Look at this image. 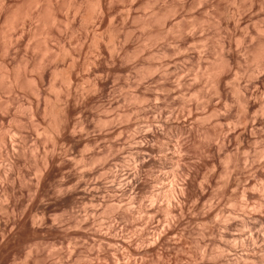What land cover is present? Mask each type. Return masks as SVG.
Here are the masks:
<instances>
[{"label":"rangeland","instance_id":"obj_1","mask_svg":"<svg viewBox=\"0 0 264 264\" xmlns=\"http://www.w3.org/2000/svg\"><path fill=\"white\" fill-rule=\"evenodd\" d=\"M263 209L264 0H0V264H253Z\"/></svg>","mask_w":264,"mask_h":264},{"label":"bare ground","instance_id":"obj_2","mask_svg":"<svg viewBox=\"0 0 264 264\" xmlns=\"http://www.w3.org/2000/svg\"><path fill=\"white\" fill-rule=\"evenodd\" d=\"M183 170H184V169H183ZM186 171H187V170H186ZM185 176H187V175H185ZM239 183H240V182H238V184H239ZM248 184H249V183H248ZM254 184H255V183H254ZM254 184H253V185H254ZM236 186H237V185H236ZM256 186H257V185H256ZM262 186H263V185H262ZM181 187H182V186L180 185V188H181ZM232 187H233V186H232ZM246 187H247V186H246ZM246 187L244 186V188H246ZM252 187H253V186H252ZM180 188H179V189H180ZM181 189H182V188H181ZM232 189H233V188H232ZM248 189H249V188H248ZM248 189H247V190H248ZM243 191H244V190H243ZM245 191H246V190H245ZM172 192H173V193H171V192H170V193L174 195L175 192H174L173 190H172ZM177 193H178V192H177ZM175 194H176V193H175ZM180 194H181V193H180ZM170 197H171V196H170ZM170 197H169V198H170ZM172 198H173V196H172ZM229 202H230V201H229ZM174 203H175V202H174ZM231 203H233V202H231ZM231 203H230V204H231ZM243 203H244V202H243ZM240 204H241V203H240ZM245 204H246V203H245ZM260 204H261V202H260ZM231 205L234 206V204H231ZM242 205H244V204H242ZM242 205H240V207H241ZM261 205H263V204H261ZM237 206H238V203H237ZM257 206H258V205H257ZM262 207H263V206H262ZM242 208H244V206L241 207V209H242ZM246 208H247V206H245V209H246ZM220 209H221V208H220ZM228 209H229V207H228ZM232 209H233V208H232ZM232 209H231V210H232ZM234 209H236V208H234ZM245 209H244V210L242 209V210L245 211ZM250 209L253 210V208H250ZM259 209H260V207H259ZM261 209H262V208H261ZM224 210H225V209H224ZM263 210H264V209H263ZM221 211H222V210H221ZM233 211H236V210H233ZM243 211H242V212H243ZM256 211H257V207H256ZM258 211H260V210H258ZM218 212H219V211H218ZM218 212H217V213H218ZM252 212H253V211H252ZM254 212H255V211H254ZM261 212H262V211H261ZM217 213H216V214H217ZM224 213H226V212H224ZM230 213H231V212H230ZM230 213H229V215H230ZM233 213H234V212H233ZM235 213H236V212H235ZM257 213H258V212H257ZM175 214H176V213H175ZM175 214H174V215H175ZM217 215H218V214H217ZM217 215H215L216 219H218L219 216H220V219L223 218L224 221H225L226 219H228V218H226V217L229 216V215H226V217H225V215H224L223 213L220 214V215H218V217H217ZM262 215H263V214H262ZM231 216H232V215H231ZM216 219H215V220H216ZM220 219H219V220H220ZM229 219H230V218H229ZM248 219H249V218H248ZM250 219H251V216H250ZM252 219H253V218H252ZM258 219H259V218H258ZM246 220H247V219L245 218V221H246ZM216 221H217V220H216ZM251 221H252V220H251ZM259 221H260V219H259ZM259 221H257V218H256V220H253V223H251V222H250V223H251L252 227H255L257 224L259 225V223H258ZM168 222H169V221H168ZM221 222H222V221H221ZM218 223H220V222H218ZM250 223H248V224H250ZM226 224H227V221H226ZM228 225H229V224H228ZM168 226H170V225H168ZM263 227H264V225H263ZM263 227H262V230H261V234L259 233L260 230H259L258 232L255 233L256 230H255V231H252L253 228H251V232H250L251 234L249 233V236L247 235L245 238H243V240H242L240 243H241L244 247H245V246L247 247V246L252 245V247L254 248V247L258 244L257 241H259L260 239H261V241L264 240V228H263ZM169 228L171 229V227H169ZM260 229H261V227H260ZM228 232H229V231H228ZM253 232H254V234H253ZM156 233H157V232H156ZM160 233H161V232H160ZM162 233H163V232H162ZM167 233H168V231H167ZM163 234H164V233H163ZM164 235H165V234H164ZM167 235H168V234H167ZM169 235H171V234L169 233ZM158 236H159V235H158ZM171 236H172V235H171ZM228 236H229V235H228ZM232 236H233V235H232ZM227 238H228V237H227ZM222 239H224V237H223ZM225 239H226V238H225ZM230 239H231V238H230ZM222 241H223V240H222ZM225 241H226V240H225ZM231 241H232V240H231ZM261 241H260V242H261ZM227 242H228V241H227ZM263 242H264V241H262L261 244H262ZM256 243H257V244H256ZM219 244H220V243H219ZM219 244H218V245H219ZM228 244H229V243H228ZM261 244H259L258 247H259ZM232 245H233V244H232ZM226 246H227V245H226ZM262 246H263V247H261V250H262V252H263V255L261 254L262 256H261V255L259 256L257 253H256V254L258 255L257 257H256L255 254L252 255L253 257H254V255H255L256 259H258V260H255L256 262H257V261L259 262V263L257 262V264H264V243H263ZM223 247H224V246H221L222 253H223ZM256 248H257V247H256ZM262 248H263V249H262ZM224 249L226 250V247H225ZM218 250H219V252H220V249H218ZM227 251H229V250L227 249ZM230 251H231V250H230ZM255 251H256V250H255ZM259 251H260V249H259ZM225 252H226V251H225ZM225 252H224V253H225ZM140 253H141V252H140ZM140 253H139V255H140ZM215 253H216V252H215ZM224 253H223V255H220V256H222V257L224 256V257H223V258H224V261H223V258L221 257V260H222L223 264H225V263H226V264H227V263H228V264H231V262H232L231 260H234V259H231V257L229 258V255H230L231 253L228 252V253H230V254H228V253L226 252V253H227L226 255H225ZM247 253H248V252H247ZM254 253H255V252H254ZM260 253H261V251H260ZM137 254H138V252H137ZM218 254H219V253H218ZM220 254H221V252H220ZM244 255H246V256H245L246 258H247V256H249L248 254L244 253V254L242 255V257H243ZM230 256H231V255H230ZM237 257H238L239 259L242 258L241 256H237ZM240 257H241V258H240ZM246 258H245V260H248V258H247V259H246ZM250 258H251V257H250ZM235 259H236V258H235ZM251 259H253V258H251ZM251 259H250V260H251ZM245 260H244V261H245ZM237 261H238V260H237ZM237 261H236V262H237ZM255 261L253 260V264H254ZM222 262H221V263H222ZM233 262H235V261H233ZM236 262H235V263H236ZM255 264H256V263H255Z\"/></svg>","mask_w":264,"mask_h":264}]
</instances>
